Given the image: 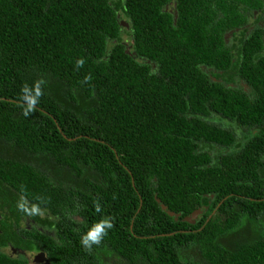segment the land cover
<instances>
[{"label": "trees", "instance_id": "trees-1", "mask_svg": "<svg viewBox=\"0 0 264 264\" xmlns=\"http://www.w3.org/2000/svg\"><path fill=\"white\" fill-rule=\"evenodd\" d=\"M22 200L49 264H264V0H0V245L34 251Z\"/></svg>", "mask_w": 264, "mask_h": 264}, {"label": "flooded vegetation", "instance_id": "flooded-vegetation-1", "mask_svg": "<svg viewBox=\"0 0 264 264\" xmlns=\"http://www.w3.org/2000/svg\"><path fill=\"white\" fill-rule=\"evenodd\" d=\"M73 219L76 222H82V219L79 216H74ZM193 220L194 219H191V221ZM3 221L4 220L0 216V226L2 225ZM9 225L12 226V231H15L8 232L9 236L13 239L11 241H16L15 239H17L19 236L23 237V234L21 235L22 230L32 228L31 230L34 231L32 234V241L38 242L39 244L35 245L36 249L34 251H26L17 249L11 244V242H8L6 246L0 245V252L9 256L24 257L29 264H49L48 256L42 249L41 242L43 241L42 238L49 241L59 239L58 220L55 217H52L45 212L35 215V217L21 216L18 220L12 216L10 218ZM1 229L2 228L0 227V234L2 232Z\"/></svg>", "mask_w": 264, "mask_h": 264}, {"label": "clouds", "instance_id": "clouds-1", "mask_svg": "<svg viewBox=\"0 0 264 264\" xmlns=\"http://www.w3.org/2000/svg\"><path fill=\"white\" fill-rule=\"evenodd\" d=\"M83 65L82 60H77L76 67L79 68ZM87 79V78H86ZM22 99L26 101V106L24 108V115H29L35 109V105L39 103L40 96L42 92L40 90V82L35 83L32 87L25 85L22 89ZM17 208L24 214L28 216H35L42 214L41 208L38 204H32L28 206L27 201H19L17 203ZM97 211H99V205H97ZM112 228L111 222L107 219H101L100 221L93 224L92 227L88 229L81 236V244L86 250H91L93 245H99L103 238L107 235V231Z\"/></svg>", "mask_w": 264, "mask_h": 264}, {"label": "water", "instance_id": "water-1", "mask_svg": "<svg viewBox=\"0 0 264 264\" xmlns=\"http://www.w3.org/2000/svg\"><path fill=\"white\" fill-rule=\"evenodd\" d=\"M125 26L127 25V23H123ZM201 213V209H198V210H196V211H194L193 212V214H192V219H195V218H197V216L199 215Z\"/></svg>", "mask_w": 264, "mask_h": 264}, {"label": "rangeland", "instance_id": "rangeland-1", "mask_svg": "<svg viewBox=\"0 0 264 264\" xmlns=\"http://www.w3.org/2000/svg\"><path fill=\"white\" fill-rule=\"evenodd\" d=\"M123 38H125V40H127L128 39V36L125 35V34H123Z\"/></svg>", "mask_w": 264, "mask_h": 264}]
</instances>
